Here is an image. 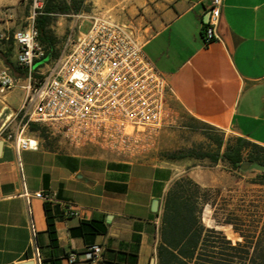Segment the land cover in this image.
<instances>
[{
    "label": "crops",
    "instance_id": "obj_1",
    "mask_svg": "<svg viewBox=\"0 0 264 264\" xmlns=\"http://www.w3.org/2000/svg\"><path fill=\"white\" fill-rule=\"evenodd\" d=\"M60 2L72 0H54ZM211 3L83 0L80 10L51 13L48 27L58 39L55 46L60 54L72 30L83 25L81 15H110L134 26L146 55L166 76L171 117L139 153L124 155L94 144H72L46 123L35 122L38 129H32L31 123L20 124L16 115L29 93L30 76L18 64L13 34L28 27L37 15L33 0H0V31L10 35L0 50V71L9 69L16 79L13 88L0 92V264L29 259L42 264L36 237L40 234L44 246L50 241L46 200L61 211L72 206L80 212L56 222L61 264H67L63 253L73 251L79 255L77 264H85L88 244L71 228L101 217L108 231L98 235L95 243L103 245L106 258L123 262L136 253L137 264H164L160 256L163 198L173 182L188 176L202 187L218 189L221 197L239 171L222 159L214 163L209 157L180 156L190 148L213 147L194 122L213 126L225 144L245 137L264 146V0H224L217 37L207 42L203 32ZM59 56L47 54L37 60L34 78L43 79ZM42 129L51 133L42 134ZM18 137L36 140L38 148H20ZM172 153L177 155L170 157ZM41 191L49 192L51 199L38 197ZM220 197L207 203L203 213L204 224L216 229L206 246L216 251L219 231L234 245L244 242L243 233L224 222L227 216L220 217ZM202 246L203 239L198 251Z\"/></svg>",
    "mask_w": 264,
    "mask_h": 264
},
{
    "label": "built area",
    "instance_id": "obj_2",
    "mask_svg": "<svg viewBox=\"0 0 264 264\" xmlns=\"http://www.w3.org/2000/svg\"><path fill=\"white\" fill-rule=\"evenodd\" d=\"M223 1L212 0L204 29L207 42L217 37ZM33 4L37 15L44 0H33ZM81 17L91 21L89 30L81 31L82 24L72 30L64 52L43 79L34 78L36 61L47 55L35 19L28 27L14 32L18 64L30 76L29 93L16 116L21 125L46 123L72 144H94L120 154L136 155L171 117L167 109L171 86L146 55L134 26L110 15ZM8 39L10 35L0 31V50ZM15 85L16 79L9 69L0 71V92ZM17 141L20 148H38L36 140L18 137ZM37 196L52 197L45 191L37 192ZM65 214L80 212L67 206ZM103 251L100 243L88 246L83 262L104 264ZM79 260L78 253L71 252L67 264H77Z\"/></svg>",
    "mask_w": 264,
    "mask_h": 264
},
{
    "label": "trees",
    "instance_id": "obj_3",
    "mask_svg": "<svg viewBox=\"0 0 264 264\" xmlns=\"http://www.w3.org/2000/svg\"><path fill=\"white\" fill-rule=\"evenodd\" d=\"M83 0H72L70 4L60 2L54 4V0H45L41 9L37 10L36 25L40 30V40L45 44L47 54L59 56L60 52L56 49L57 37L48 27L52 20L51 13L57 9L63 12H69L71 9L80 10ZM205 33L203 32V37ZM32 129H38L35 122H31ZM208 128L214 129L213 126L207 125ZM44 130L41 133L44 134ZM207 138L213 145L210 150H204V145L187 149L180 156L192 155L199 158L209 157L214 163L220 159L229 163L234 169L241 168L245 162L262 169L264 175V146L251 141L245 137H237L234 141L229 140L225 144L224 136H217L205 130ZM223 149V151H222ZM177 154L172 153L170 157ZM256 183L263 181L253 180ZM218 189L202 187L196 181L188 176L181 177L173 182L164 195L163 213H162V237L164 244L160 248V256L164 264H264V227L258 233V222L255 219L248 220L252 222V228L249 230L241 228L243 226L241 216L234 210L229 212L225 223H231L234 228L243 233L244 242L233 244L226 235H220L219 231L217 242L219 250H210L207 248V241L210 236L216 232L215 228L207 227L203 222L204 208L211 200L215 201ZM45 212L47 218L46 233L49 237V243L44 246L40 234L36 237L37 246L40 249L42 264H61L62 255H60V241L56 222L65 216V209L60 210L57 204L50 200L45 202ZM251 224V223H250ZM245 225V224H244ZM108 231V225L104 218H92L82 220L81 223L71 228L74 236L84 238L88 246L95 244L96 237L105 234ZM203 239V246L198 251L197 246ZM177 249V252L175 250ZM198 251V254H197ZM74 252V251H73ZM69 254L63 253V257ZM136 253H130L128 257L118 261L106 258L103 251L104 264H137Z\"/></svg>",
    "mask_w": 264,
    "mask_h": 264
},
{
    "label": "rangeland",
    "instance_id": "obj_4",
    "mask_svg": "<svg viewBox=\"0 0 264 264\" xmlns=\"http://www.w3.org/2000/svg\"><path fill=\"white\" fill-rule=\"evenodd\" d=\"M90 26V20H85L81 31H88ZM194 125L197 131L200 132L208 130L213 135L221 136L222 134L199 122H194ZM49 133H51L50 130ZM49 133H47L46 129L44 130V134L47 136ZM235 175L233 179L229 180L227 188L222 190L221 197L220 193L216 195V199L220 197L218 213L220 217L223 218L229 216V212L234 210L236 214L241 216L242 220H246L242 222L243 226H241V228L243 227L245 230L253 229L252 226H250L252 222L248 220L255 219L258 221L255 223V226H258L257 230H262L264 227V183L253 182V180L264 182L262 169L250 163L247 168H239L238 175ZM237 178L239 179V183H236Z\"/></svg>",
    "mask_w": 264,
    "mask_h": 264
},
{
    "label": "water",
    "instance_id": "obj_5",
    "mask_svg": "<svg viewBox=\"0 0 264 264\" xmlns=\"http://www.w3.org/2000/svg\"><path fill=\"white\" fill-rule=\"evenodd\" d=\"M2 142V141H1ZM0 142V144H1ZM250 165V163H245L242 168H247L248 166ZM158 205H159V200L158 199H155L154 202H153V206L155 208V210L158 209ZM35 260L33 259H29V260H26L24 262H21L20 264H34Z\"/></svg>",
    "mask_w": 264,
    "mask_h": 264
}]
</instances>
